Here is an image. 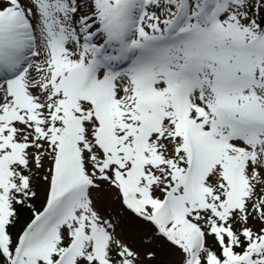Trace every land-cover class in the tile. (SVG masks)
<instances>
[{
    "label": "snow or ice",
    "instance_id": "snow-or-ice-1",
    "mask_svg": "<svg viewBox=\"0 0 264 264\" xmlns=\"http://www.w3.org/2000/svg\"><path fill=\"white\" fill-rule=\"evenodd\" d=\"M0 264H264V0H0Z\"/></svg>",
    "mask_w": 264,
    "mask_h": 264
}]
</instances>
